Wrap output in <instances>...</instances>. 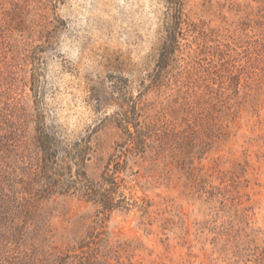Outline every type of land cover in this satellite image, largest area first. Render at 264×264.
<instances>
[{
    "label": "rangeland",
    "instance_id": "1",
    "mask_svg": "<svg viewBox=\"0 0 264 264\" xmlns=\"http://www.w3.org/2000/svg\"><path fill=\"white\" fill-rule=\"evenodd\" d=\"M170 1L0 0V264H264V0H180L161 70ZM128 103V209L25 192L39 114L97 180Z\"/></svg>",
    "mask_w": 264,
    "mask_h": 264
},
{
    "label": "trees",
    "instance_id": "2",
    "mask_svg": "<svg viewBox=\"0 0 264 264\" xmlns=\"http://www.w3.org/2000/svg\"><path fill=\"white\" fill-rule=\"evenodd\" d=\"M179 1V2H178ZM173 22L168 30L166 44L162 47L158 68L161 70L174 49L177 30L181 24L180 0H171ZM124 139L117 143L109 156L99 179L91 178L86 163L93 151L89 136L68 142L53 130L43 115L36 117L35 142L40 152L39 170L31 178V191L39 198L54 194H72L101 208L103 213L128 209L132 204L124 194L126 179L122 176L128 158L141 156L146 150L144 124L135 106H121L116 113ZM36 185V187H32Z\"/></svg>",
    "mask_w": 264,
    "mask_h": 264
}]
</instances>
